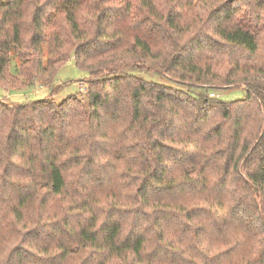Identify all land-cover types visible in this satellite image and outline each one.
Wrapping results in <instances>:
<instances>
[{"label": "trees", "instance_id": "1", "mask_svg": "<svg viewBox=\"0 0 264 264\" xmlns=\"http://www.w3.org/2000/svg\"><path fill=\"white\" fill-rule=\"evenodd\" d=\"M263 31L264 0H0V87L37 79L52 88L72 56L91 76L85 99L58 100L53 90L47 98H0V264H69L79 254L76 264H109L113 256L121 264H162L159 255L195 264L189 246L188 260L176 261L187 250L167 245L159 226L151 245L144 231L121 237L120 217L110 210L117 202L107 200L114 179L96 172L104 160L114 169L128 148L139 153L140 188L188 186L199 199L192 207L182 199L168 204L186 213L193 241L205 244L200 264H264V79H247L245 97L227 101L128 71L143 66L200 85L220 77L229 84L264 73L256 56ZM200 50L224 53L229 68L196 60ZM112 123L139 140L110 137ZM182 165L185 178L173 177ZM75 168L82 183L66 198L52 249L57 233L44 209L52 195L68 192L66 174ZM5 211L16 235L2 233ZM74 215L80 221L71 224ZM38 236L42 245H34Z\"/></svg>", "mask_w": 264, "mask_h": 264}, {"label": "rangeland", "instance_id": "2", "mask_svg": "<svg viewBox=\"0 0 264 264\" xmlns=\"http://www.w3.org/2000/svg\"><path fill=\"white\" fill-rule=\"evenodd\" d=\"M264 34V31H263ZM264 38V37H263ZM262 38V39H263ZM69 43V42H68ZM43 48L45 53L48 54L47 46L48 43L42 42ZM63 45H67L64 43ZM70 45V43H69ZM164 45H159V48H162ZM259 54H257V59L264 63V39L261 43ZM195 59H198V56L202 57L203 59H212L213 61H217V67L222 70V72L226 71L230 64L226 61L225 55L220 54L218 52H209L205 50L194 51ZM229 55L227 54L226 57ZM101 55L95 56V59H102ZM256 57L252 58L255 59ZM247 60H251L246 57ZM16 61V59L12 58V65ZM12 71L14 68L11 67ZM128 71L142 77L146 80L157 81L159 83H164L171 85L175 88H180L183 90H187L190 92L198 93H205L210 96L222 98L227 101H233L238 98H243L246 95V80L252 78H260L264 79V73L260 71H251L249 74H245L244 78L238 77L232 83H226L222 77L218 79H214L216 83H207L200 85L195 81H187V80H180L175 79L172 75L162 71V70H151L147 69L146 67L139 66L138 68H130ZM113 71H111L112 73ZM23 78V77H20ZM91 78L90 74L83 68H79L74 61L73 56L68 58L67 61L60 67L58 73L55 78V83L52 88L46 87L43 85L39 80H35L31 85L25 86L17 83L14 87L10 88H2L0 87V98L5 99H12L15 102L23 101L32 98H47L52 94V90L55 91L53 97L61 100L65 96L77 93V96H82V98H86L88 86V80ZM108 108V107H107ZM111 107L108 110V116L112 115ZM128 116V108H127ZM253 121L249 122V125H252ZM124 124H116L112 123V126L109 130V136L116 138L119 136H123L124 144L129 145L132 143H136L139 140L138 137L127 133L125 128H123ZM107 140V139H106ZM105 141V140H104ZM206 147L208 148L209 143L207 141L203 142ZM140 144V143H139ZM126 155V154H125ZM139 153L133 151L132 148H128V153L125 158L114 161L116 162L115 168L111 170L110 164L104 160L100 169L97 170V173H105L111 176L114 179L113 187L110 190V194L108 195V202L110 203L113 199L114 202H117L112 208H110L113 217H120V221L122 222V231L121 237L126 238L131 236L136 231H144L148 238V245L153 243V240L156 239L157 231H155V226H159L162 231L164 232V241L166 244H171L173 246L181 247L182 249L187 250V246L193 248L196 252V255L191 257L195 259V264H200L201 261L207 260L206 255L203 256V244L202 239L199 241H193L189 230L191 231V226L189 228L186 213L180 214L177 212L175 206H169V202L173 201V199H182L188 203L189 206L192 207L193 204L198 202V198L193 199L192 194L189 192V187L187 186L184 191H181L180 188H176L175 190H164L161 192V189H152L151 187H156L155 183L145 184L144 187L140 188L139 185L142 183L143 176L141 172L142 168L140 166L139 160ZM107 163V164H106ZM175 170H171L173 177L177 178H185V172H187L188 166H177L174 167ZM90 169V168H89ZM67 176V184H68V192L62 194L58 197L53 196L49 198L48 206L44 209V216L49 218V220L54 221V224H51L52 229L54 230L56 235L52 237V239L56 242L52 243V249H57V240L59 236H62L61 233L58 231L59 228L62 227V223H59L57 218L64 214V212L68 209L67 200L66 198L68 195L78 191L74 188L78 187L82 180L79 179V168H75L70 170ZM82 171V170H81ZM112 173H111V172ZM82 173V172H81ZM170 175V176H171ZM130 182L129 185H126L125 182ZM80 182V183H79ZM145 189L148 190L150 201L148 204H145L142 197V191ZM62 198V199H60ZM257 202L259 199L257 198ZM204 205H206L205 202ZM200 203V204H202ZM173 205V204H172ZM120 207V208H118ZM67 208V209H66ZM31 214H35L34 208L32 206L28 208ZM27 209V210H28ZM119 209V210H118ZM100 211V209H99ZM9 217V212L5 211L1 213V220H2V233H6L8 231V235L15 234L14 231L11 230L9 227V223L7 219ZM79 218L77 215H74L73 218L71 217V224L78 223ZM197 225V223H196ZM16 226V225H15ZM201 227V225H200ZM198 226V229L200 230ZM192 232V231H191ZM197 232V231H196ZM195 232V233H196ZM1 233V234H2ZM16 235V234H15ZM264 235V234H263ZM44 237V236H42ZM45 238V237H44ZM15 237L13 238V240ZM6 239H3V244H5ZM44 243L43 238H35L34 245H42ZM8 245V244H7ZM3 247V246H2ZM7 249H5V253ZM211 252V251H209ZM185 256H181L177 258L176 261L179 259L186 258L188 260V250L186 251ZM202 254V255H201ZM84 254H79L78 256H74L69 264H76L81 260L80 257H83ZM203 256V257H202ZM80 259H79V258ZM158 260L161 261L162 264H170V258H166L162 255L156 256ZM148 258V257H146ZM122 259L119 257L113 256L110 258L109 264H121ZM220 264H228V263ZM234 264H243L242 261L236 262Z\"/></svg>", "mask_w": 264, "mask_h": 264}]
</instances>
